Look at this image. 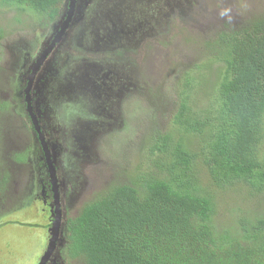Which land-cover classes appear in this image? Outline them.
I'll return each instance as SVG.
<instances>
[{"label":"rangeland","instance_id":"obj_1","mask_svg":"<svg viewBox=\"0 0 264 264\" xmlns=\"http://www.w3.org/2000/svg\"><path fill=\"white\" fill-rule=\"evenodd\" d=\"M75 5L70 26L33 87V105L57 170L63 219L47 264H83L66 250L65 223L100 191L155 171L158 158L169 156L177 142L201 145L199 134L190 136L174 124L178 96L171 85L182 70L195 71L214 58L206 42L219 31L241 30L264 16V0H75ZM67 8L65 2L50 19L0 5V98L10 105L0 120V180L8 176L5 188L0 184V219L8 218L4 233L17 247L1 244L0 264H37L50 241L48 169L25 96L31 69ZM222 63L214 58L210 65L214 71ZM202 74H212L215 82L210 71ZM206 93L195 91L193 111L205 109ZM166 131L163 150L152 151L156 134ZM260 150L262 156L264 139ZM203 169L201 184L217 204L212 221L218 232L237 235L242 218H264V188H218Z\"/></svg>","mask_w":264,"mask_h":264},{"label":"trees","instance_id":"obj_2","mask_svg":"<svg viewBox=\"0 0 264 264\" xmlns=\"http://www.w3.org/2000/svg\"><path fill=\"white\" fill-rule=\"evenodd\" d=\"M65 1L0 0V5L52 19ZM244 25L206 42L223 61L220 69L213 71V58L195 71L176 73L180 76L171 85L179 98L173 122L190 136L199 134L201 145L175 143L169 156L158 158L155 171L113 183L68 218L65 246L71 258L83 264H264V218H242L237 235L218 232L212 221L215 196L207 193L199 173L205 166L207 180L222 189L264 188V16ZM3 37L0 27V44ZM204 71L213 73L215 82L212 74L204 78ZM200 89L209 103L193 111ZM9 107L0 98V120ZM169 135L157 133L152 151L161 152ZM1 177L5 188L8 176ZM6 220L0 219V246L17 248L4 233Z\"/></svg>","mask_w":264,"mask_h":264},{"label":"water","instance_id":"obj_3","mask_svg":"<svg viewBox=\"0 0 264 264\" xmlns=\"http://www.w3.org/2000/svg\"><path fill=\"white\" fill-rule=\"evenodd\" d=\"M69 7L70 8L68 9V11L66 13L67 20L65 21L64 25L62 26V29L59 32L58 36L52 40V43L48 46V48L46 47L44 49V51L42 52L40 57L34 63V65L32 67L33 72L29 76V83H28V86L26 88V100H27L28 104L30 105V106H28V109H29V112H30L31 117H32L33 126H34L37 134H39V138L41 140L42 149H43V152L45 154V161H46V165H47V169H48V173H49L48 176L50 177V181H51V185H52V191L54 194V220L52 222V227H51V237H50L48 247H47L45 253L43 254V256L41 257L39 264H47L49 259H51V256L53 255V252H54L55 248L57 247L58 241H59L60 236H61L63 219H62L61 202H60V197H59L60 196L59 195L60 184H59V179L57 176V170H56L54 161L52 159V150H51V147L49 145L48 140L45 138V136L42 132V127L39 124L38 116L35 114V112L33 111V108L31 107L32 104H30V91L32 89V83L35 79L37 70L45 62L48 54L52 51V49L61 40L62 35L65 34L66 29L69 27V23H70L71 19H73L75 9H76L75 0H70ZM65 225H66V223H65Z\"/></svg>","mask_w":264,"mask_h":264},{"label":"flooded vegetation","instance_id":"obj_4","mask_svg":"<svg viewBox=\"0 0 264 264\" xmlns=\"http://www.w3.org/2000/svg\"><path fill=\"white\" fill-rule=\"evenodd\" d=\"M66 3H68V8H67V11H68V9L70 8L69 7V4H70V1H68V0H66L65 1ZM64 2V3H65ZM63 3V4H64ZM67 13V12H66ZM67 20V17L64 19V21H63V23H62V25L58 28V30L56 31V33H55V35H54V37H53V39H55L57 36H58V34H59V32L61 31V29H62V26L64 25V23H65V21ZM73 19H71V21H72ZM71 21H70V23H71ZM70 23H69V26H70ZM66 31H67V29H66ZM66 33V32H65ZM65 35V34H64ZM64 35H62V37H61V39L64 37ZM52 39V40H53ZM52 40H51V42L48 44V46L52 43ZM61 41V40H60ZM59 43V42H58ZM58 43H57V45H58ZM56 45V46H57ZM48 46H47V48H48ZM55 46V47H56ZM55 47L52 49V51L48 54V56H47V58H46V60L50 57V55H51V53L54 51V49H55ZM45 60V61H46ZM45 63V62H44ZM43 63V64H44ZM42 64V65H43ZM42 65H41V67L37 70V72H36V76H35V79H36V77H37V75H38V73L40 72V70H41V68H42ZM33 72V70L31 69V73ZM31 73H30V75H31ZM29 75V76H30ZM35 79H34V81H33V83H32V89H31V91H30V104H32L31 105V107L33 108V111L35 112V114H36V111H35V108H34V105H33V87H34V82H35ZM28 83H29V77H28V82H27V85H26V88H27V86H28ZM25 103H26V107H27V112H28V115H29V117H30V120H31V124H32V128L34 129V132H35V134L37 135V137H38V143H39V146L41 147V149H42V144H41V140H40V138H39V134H37V132H36V130H35V128H34V126H33V122H32V117H31V114H30V112H29V109H28V106H30L29 104H28V102H27V100H26V96H25ZM37 115V114H36ZM39 120V119H38ZM39 124H40V121H39ZM41 125V124H40ZM42 132H43V130H42ZM43 134H44V136H45V138H46V135H45V133L43 132ZM42 152H43V149H42ZM43 154H44V152H43ZM44 156H45V154H44ZM47 166V165H46ZM48 173V172H47ZM49 174V173H48ZM58 176V175H57ZM48 179H49V182H48V184H46L45 185V187H47V189H50L51 190V192H50V194H51V197H52V199H53V207H54V194H53V191H52V185H51V181H50V177L48 176ZM46 190V189H45ZM24 223V222H20V221H15V223ZM39 263V262H38ZM37 263V264H38Z\"/></svg>","mask_w":264,"mask_h":264}]
</instances>
